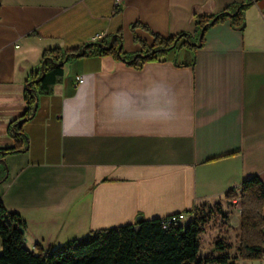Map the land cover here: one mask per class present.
I'll use <instances>...</instances> for the list:
<instances>
[{
    "label": "crops",
    "instance_id": "crops-1",
    "mask_svg": "<svg viewBox=\"0 0 264 264\" xmlns=\"http://www.w3.org/2000/svg\"><path fill=\"white\" fill-rule=\"evenodd\" d=\"M243 1V32L217 24L179 59L170 51L140 70L111 56L68 61L23 125L28 151L0 156V200L25 220L29 250L57 249L138 215L229 204L225 195L243 180L264 182V0H2L0 149L14 144L8 128L27 109L25 83L45 49L82 48L98 33L108 43L121 30L123 40L133 36L123 47L133 56L143 48L134 36L153 42L132 29L137 22L164 37L194 34L196 13Z\"/></svg>",
    "mask_w": 264,
    "mask_h": 264
},
{
    "label": "trees",
    "instance_id": "trees-1",
    "mask_svg": "<svg viewBox=\"0 0 264 264\" xmlns=\"http://www.w3.org/2000/svg\"><path fill=\"white\" fill-rule=\"evenodd\" d=\"M0 0V7H1ZM250 3H234L216 14H195V33H179L164 37L153 32L147 25L137 22V26L147 30L153 38L151 45L134 36L142 45V52L133 56L123 51L121 30L109 36V42H90L82 48L64 50L60 47L45 49L39 65L27 77L24 90L26 111L14 119L8 133L14 144L0 149V156L21 154L28 151V139L23 125L32 119L40 100L50 96L54 87L64 77V67L68 61L79 57L111 56L136 70L148 62H165L170 51L184 48L197 50L204 45V35L208 28L228 22L232 28L243 32L246 28L245 14ZM202 34V36H201ZM31 35H34L31 34ZM201 36V37H200ZM231 154H227L229 156ZM222 157H216L214 161ZM2 180H0L1 182ZM228 203L239 200L240 234L237 254L231 258L228 253L220 256L201 258L200 235L210 221L205 207H196L188 222L164 227L166 218L145 219L138 215L134 224L94 230L82 239L68 241L57 249H43L36 245V252L25 245L27 224L16 212L10 211L0 200V264H235L236 260L261 261L264 259V182L259 176L242 181L237 189L227 192ZM219 206V204H217ZM140 218V219H139ZM216 248L224 252L227 248L216 242Z\"/></svg>",
    "mask_w": 264,
    "mask_h": 264
},
{
    "label": "rangeland",
    "instance_id": "rangeland-1",
    "mask_svg": "<svg viewBox=\"0 0 264 264\" xmlns=\"http://www.w3.org/2000/svg\"><path fill=\"white\" fill-rule=\"evenodd\" d=\"M133 42V36L124 34L123 47L124 49H130V43ZM126 51V50H124ZM173 56L179 59L181 51L173 52ZM238 201L237 204L234 202ZM229 204L225 205H213L205 207L204 212L210 215V221L204 229V232L200 235V254L201 258H205L211 255L220 256L223 253H228L231 258L237 254L238 236L240 234V219L239 209L240 203L237 199ZM238 212V219L236 213ZM188 221H183L182 224H186ZM216 242H221L227 248L224 252L216 248ZM1 251V250H0ZM256 262V261H255ZM254 263V262H253ZM235 264H250L247 261L235 262ZM256 264V263H255Z\"/></svg>",
    "mask_w": 264,
    "mask_h": 264
},
{
    "label": "built area",
    "instance_id": "built-area-1",
    "mask_svg": "<svg viewBox=\"0 0 264 264\" xmlns=\"http://www.w3.org/2000/svg\"><path fill=\"white\" fill-rule=\"evenodd\" d=\"M261 17L264 20V8L260 10ZM105 39V34L98 33L92 36V42H102ZM78 81L81 83L82 78H78ZM236 201V200H235ZM190 215L188 213H178L171 216H168L164 222V227L169 228L171 226H176L181 224L183 221H188Z\"/></svg>",
    "mask_w": 264,
    "mask_h": 264
},
{
    "label": "water",
    "instance_id": "water-1",
    "mask_svg": "<svg viewBox=\"0 0 264 264\" xmlns=\"http://www.w3.org/2000/svg\"><path fill=\"white\" fill-rule=\"evenodd\" d=\"M201 36H202V34H201ZM201 36H200V37H201ZM139 219H140V218H139Z\"/></svg>",
    "mask_w": 264,
    "mask_h": 264
}]
</instances>
